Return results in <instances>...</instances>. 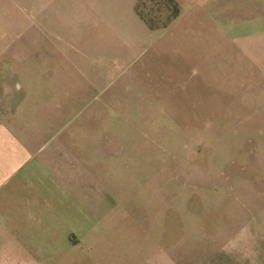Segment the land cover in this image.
I'll return each mask as SVG.
<instances>
[{
	"label": "rangeland",
	"instance_id": "rangeland-1",
	"mask_svg": "<svg viewBox=\"0 0 264 264\" xmlns=\"http://www.w3.org/2000/svg\"><path fill=\"white\" fill-rule=\"evenodd\" d=\"M250 5L225 36L198 43L205 60L186 77L132 69L89 89L77 71L57 72L65 49L20 52L18 23L32 42L33 14L0 0V71L21 72L55 134L75 138L84 172L74 193L91 238L42 264H264V0Z\"/></svg>",
	"mask_w": 264,
	"mask_h": 264
},
{
	"label": "crops",
	"instance_id": "crops-1",
	"mask_svg": "<svg viewBox=\"0 0 264 264\" xmlns=\"http://www.w3.org/2000/svg\"><path fill=\"white\" fill-rule=\"evenodd\" d=\"M250 6V0H18L19 15L33 14L34 31L29 42L23 18L18 47L65 49L59 61L67 69L56 64L57 72L77 71L89 89L132 69L186 77L205 60L198 43L225 36ZM21 78L20 71H0V254L17 256L2 264H42V255L57 259L68 241L75 248L92 234L88 205L74 193L84 184L68 147L75 138L55 134L50 113L36 97L28 100Z\"/></svg>",
	"mask_w": 264,
	"mask_h": 264
}]
</instances>
